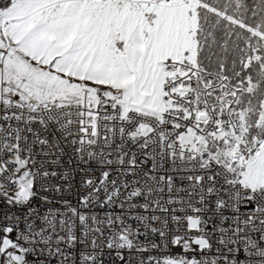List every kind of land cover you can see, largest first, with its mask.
I'll list each match as a JSON object with an SVG mask.
<instances>
[{
	"label": "snow or ice",
	"instance_id": "obj_1",
	"mask_svg": "<svg viewBox=\"0 0 264 264\" xmlns=\"http://www.w3.org/2000/svg\"><path fill=\"white\" fill-rule=\"evenodd\" d=\"M0 264H264V0H0Z\"/></svg>",
	"mask_w": 264,
	"mask_h": 264
}]
</instances>
